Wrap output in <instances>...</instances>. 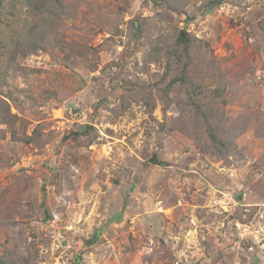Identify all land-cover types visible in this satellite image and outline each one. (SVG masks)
Wrapping results in <instances>:
<instances>
[{
    "label": "rangeland",
    "instance_id": "obj_1",
    "mask_svg": "<svg viewBox=\"0 0 264 264\" xmlns=\"http://www.w3.org/2000/svg\"><path fill=\"white\" fill-rule=\"evenodd\" d=\"M61 1L46 35L0 0V256L264 264V0ZM182 28L226 154L159 90Z\"/></svg>",
    "mask_w": 264,
    "mask_h": 264
},
{
    "label": "trees",
    "instance_id": "obj_2",
    "mask_svg": "<svg viewBox=\"0 0 264 264\" xmlns=\"http://www.w3.org/2000/svg\"><path fill=\"white\" fill-rule=\"evenodd\" d=\"M24 10L34 13L39 16L38 23H42V26L37 25L34 29L48 33V26L52 25L53 18H58L60 12H64L65 8L61 0H17ZM48 20V21H47ZM28 31L26 25L22 26V30ZM5 41V38L3 39ZM197 40L190 37L185 29H177L172 35L171 47L162 48L158 47L156 51L160 53L163 62L165 74L162 75L160 82L158 83L159 90L164 92L175 91L178 88L184 89L186 92V98L180 103H176L177 106H185L193 109L191 114V120L194 123H200L203 137L206 139V147H210L217 151L218 155L226 154V145L231 143L225 141L226 130L221 127L220 121L222 115H217L214 106L217 104L211 98L209 87L203 80L202 73H195L194 71L202 68V59L199 55H196L195 45ZM169 44V45H170ZM198 64V66H197ZM168 78V80H167ZM167 80L164 85V81ZM167 95V94H166ZM163 100L162 98L160 99ZM172 100H174L172 98ZM175 102V100H174ZM189 111V109H187ZM202 150V148H201ZM206 152V148H203ZM214 151V152H215ZM41 210L43 214V220H50L51 216L48 209L41 204ZM1 264H29V260L24 255L0 256Z\"/></svg>",
    "mask_w": 264,
    "mask_h": 264
},
{
    "label": "water",
    "instance_id": "obj_3",
    "mask_svg": "<svg viewBox=\"0 0 264 264\" xmlns=\"http://www.w3.org/2000/svg\"><path fill=\"white\" fill-rule=\"evenodd\" d=\"M221 0H213V4L219 3Z\"/></svg>",
    "mask_w": 264,
    "mask_h": 264
}]
</instances>
